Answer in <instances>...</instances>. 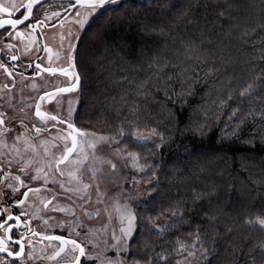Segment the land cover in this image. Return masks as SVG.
Returning <instances> with one entry per match:
<instances>
[{"label":"snow or ice","instance_id":"snow-or-ice-1","mask_svg":"<svg viewBox=\"0 0 264 264\" xmlns=\"http://www.w3.org/2000/svg\"><path fill=\"white\" fill-rule=\"evenodd\" d=\"M36 6L44 8L42 0H0V44H3L0 53L9 57V60L0 58V70L6 78L12 81L11 84L0 82V203L6 194L4 189H9L13 196L21 189H26L21 193L22 198L14 201L15 205L23 206L29 199L30 193L39 194L42 190L54 192V188L47 187L51 183L58 186L61 193L78 194L76 200H73V204L83 212L86 218H98L101 209L96 208L89 212L86 207L92 202L93 185L88 181L97 185L96 203L103 204L106 193L100 192L98 185L104 179H112V177L104 175L103 167L108 165L111 172H117L116 163L97 151L99 146L106 144L123 160L124 166L133 173L130 177L133 190L140 183L136 174H140L145 179V183L150 185L144 190L147 196L151 197V199H145L144 208L147 209L149 205H154L158 210L151 214H138L137 208L131 201L137 199L140 193H136L134 196L129 192L123 202L120 201V193H118L117 198L111 204V210L108 207L103 209L108 216V221L103 228L89 227L87 232H82L81 229L84 228V225L76 215L75 208L66 209L54 206L52 210L66 212L68 215L76 217L67 222L61 221L58 225L63 232L64 225L67 224V236L63 234L43 235L33 232L29 227L27 233H20L17 237L14 229L19 228L20 217L26 213L21 211L17 215L13 214L11 206L0 207V233H2L0 234V254H3L0 255V264H29V261L35 259L46 260L52 264H89L91 261H99V264H212L211 256L215 253V235L212 236L213 247L211 249L208 247L210 242L208 237L210 232L214 233L215 231L211 223L215 220V215L211 211H203L202 216L206 217L209 223L202 226L195 216L187 214L189 211L187 201L177 198L175 202L167 205L156 204L159 196V180L157 179L153 183L152 178L157 176V171L162 167L164 155L162 149L172 136L171 131L166 134L158 127L162 121L150 124L142 114L139 102L136 101H133L129 106L128 114L124 115L115 128L107 134L87 132L76 127L72 118L75 108L71 100L67 108V115L61 114L62 102L58 97L63 93L82 90L81 75L77 71L79 53L77 45L73 41L79 40V32L100 9H106V6H117L113 10L119 11L120 8H128L130 5L124 0H69V7L75 9V17L72 22L78 27L75 34L72 28L60 34V45L55 51L48 44H44L43 48H40L36 30L45 27L46 21L51 20L54 16H59L60 13L49 14L45 10L43 18H38L34 16ZM152 6L157 8L158 15L169 21L173 27H177L181 20L185 24L197 23L195 18L189 15L191 5L186 0H153ZM229 7H231L230 4L226 5L225 9H218L219 16L224 17L225 20L232 19L230 15H225ZM66 22V19L62 20L60 27L63 28ZM19 25H24L23 31L18 30ZM259 26L264 28V19L261 20ZM144 30L160 35L168 31L164 24L148 25L147 23ZM250 31L254 33L255 28ZM248 34L249 30L245 29L241 38L243 39ZM15 40L27 41L24 45L26 52L33 51V46H36L35 51L43 50L47 53V66L35 63L31 77L26 76L24 72L17 71L20 57L13 52V49L17 48V45L12 43ZM65 41H67L66 48ZM244 43L254 42L244 40ZM180 44L182 50H174V55L177 57L175 62L168 58H163V62H161V57L156 54L151 55L149 67L156 69L152 75L156 76L158 80L164 81L166 84V80L173 79L171 73H164L166 68L178 69L187 61L208 64L209 57H212V61L205 75L222 71L223 76V78L216 77L213 81V87L217 89L216 96L205 100L204 104L197 105L190 111L187 127L204 135L201 129L209 126L210 119H215L219 125H222L223 139L228 140L230 138L239 139L244 127L251 124V131L244 143L252 147H255L257 141L264 144V65H250L252 71L243 69L240 75H236L234 67L230 71V66L235 65L238 61H234L231 57L221 59V65L217 67L215 52L212 49L205 48L202 43H197L194 39L187 41L182 39ZM261 44L262 47L254 49V51L259 52L260 60H264V36L261 37ZM61 60L63 63H57ZM243 64L249 65L250 62L245 60ZM256 67H259V73L255 72ZM26 68L32 69L33 63L30 61ZM42 73H47L50 76L59 74V76L66 77L67 86H55L52 90H45L43 94L27 98L32 100V103L19 106L14 104L13 90L17 86L16 77L20 78L21 83L32 80L30 87L38 92V85L34 82V77L41 76ZM176 76L181 87L180 91L174 94L182 97V103H186V98L194 94L196 84L201 77L199 73L195 75L188 73L187 67L178 71ZM44 79L47 80V77ZM122 79L127 80L129 85H133L125 95L131 93L136 96L151 97L153 101L156 100L155 94L146 87L145 81L136 83L126 76ZM153 86L157 91H160L159 85ZM16 90L17 92L22 91V89ZM164 96L166 107V101L171 97L167 91L164 92ZM22 99L24 98L22 97ZM52 101H55L56 110L42 109L43 103ZM4 103L13 113H19L20 118L17 119L16 115H8L3 110ZM32 109L34 111H28ZM167 111L171 116V110ZM117 113H120L119 108ZM13 121L16 123L13 124ZM89 137H95V139ZM185 151L188 154L184 157L183 171L193 173L195 170H202L207 154L198 150L185 149ZM89 160L92 161V164H88ZM68 166L73 167L67 172V184L74 183L76 187L66 186L63 179L64 169ZM128 180V176L116 178L121 192L125 191L123 184ZM37 181L42 183L39 186H33ZM192 191V211L201 215L199 209L205 208V205L199 203L202 200L201 195L195 189ZM213 191L215 190L213 189ZM152 193H156V196H152ZM66 198L72 199V196L68 195ZM55 199L56 195L51 198L42 197L40 202L45 208H48V205ZM161 216H165L167 222L155 223ZM113 220L116 221L114 227L112 226ZM144 221L151 225L148 231L154 232L162 240L166 233L175 232L172 247L161 246V250L157 252L156 246L145 240L142 246L145 249L144 257L146 258H141L135 253L130 259L126 255L121 256V253L129 252V241L133 239V234ZM44 223L47 224L48 221L45 220ZM244 223L264 233V212L257 214L254 218L245 219ZM25 224L27 225V222ZM185 225L189 230L181 231ZM142 231L143 228H141ZM28 233H31L32 236L42 235V239L48 241L40 257L34 256V251H26L25 240H27V247L34 250ZM109 233H111V244L108 243ZM82 235L95 239L78 240L76 238ZM185 236L188 239H184ZM101 244H103L102 248ZM96 248H101L100 252L93 251ZM47 249H51V251H47ZM109 251H114L115 257L107 256ZM248 259L250 264H264V239L249 249Z\"/></svg>","mask_w":264,"mask_h":264},{"label":"trees","instance_id":"trees-1","mask_svg":"<svg viewBox=\"0 0 264 264\" xmlns=\"http://www.w3.org/2000/svg\"><path fill=\"white\" fill-rule=\"evenodd\" d=\"M186 2L191 5L189 15L195 18L196 24H185L181 20L177 27H173L158 15V9L152 6L153 0L129 1L127 4L130 7L120 8L119 11L113 10L117 6L104 10L96 21L90 22L82 57L79 58L83 86L75 120L87 132L107 134L128 114L132 102H139L141 112L150 124L162 121L158 127L166 134L172 132L162 149V167L157 171V176L152 178L153 183L159 180L156 204L167 205L177 198L187 201V214L195 216L202 226L209 223L202 212L211 211L216 217L211 222L215 231L210 232L208 237V247L211 249L212 236L215 235L212 264H250L249 249L264 239V233L244 223L245 219L264 212V144L257 141L255 147H252L244 143L251 131V124L244 127L239 139L228 140L223 139L222 125L215 119H210L209 126L201 129L204 135L187 127L190 111L195 106L204 104L205 100L214 98L217 89L213 87V81L216 77L223 78L222 71L205 75L212 57L208 58V64L187 61L178 69L166 68L164 73H171L173 76L172 80H166L165 77L166 84L152 75L156 69L149 67V61L151 55L156 54L161 57V62L163 58L175 62L177 57L174 50H182L180 41L194 39L215 52L217 67H220L221 59L231 57L238 61L230 66V71L234 67L236 75H240L243 69L252 71L250 65H264V60L258 58L259 52L254 51L262 47L264 28L259 25L264 19V0ZM229 4L231 7L227 8L225 15H230L232 19L225 20L219 16L218 9H225ZM146 23L164 24L168 31L163 35L148 32L144 30ZM253 28L254 33L250 31ZM245 29L249 30V34L242 39ZM244 40L254 43H244ZM245 60L250 64L244 65ZM185 67L190 74L199 73L201 79L196 84L194 94L186 98V103H182V97L174 93H178L181 87L176 73ZM255 72L259 73V67H256ZM125 76L136 83L145 81L156 100L131 93L125 95L133 87L122 79ZM153 85H159L160 91ZM165 91L171 97L166 101V107ZM167 110H171V116ZM185 149L207 154L202 170H195L193 173L183 171L184 157L188 154ZM193 189L202 197L199 203L205 205V208L199 209L201 215L192 211ZM152 196H156V193H152ZM157 210L154 205H149L147 209L142 205L137 209L141 215ZM159 220L162 221L157 223ZM166 222L165 216L155 221L157 224ZM150 226L144 221L138 227L133 241L129 243V252L126 253L129 259L134 253L146 258L142 246L145 240L154 244L157 252L161 250V246L172 247L175 232L166 233L162 240L154 232L144 231V227ZM188 230L187 225L181 229L184 232ZM183 238L188 239L186 236Z\"/></svg>","mask_w":264,"mask_h":264},{"label":"flooded vegetation","instance_id":"flooded-vegetation-1","mask_svg":"<svg viewBox=\"0 0 264 264\" xmlns=\"http://www.w3.org/2000/svg\"><path fill=\"white\" fill-rule=\"evenodd\" d=\"M132 1H144V0H124L125 3ZM42 3L44 4V8H40L39 6H36L34 8V16L38 18H43V13L46 10L49 14L52 12H59V16H54L51 18V20L46 21V25L43 28H37L36 35L38 36V44L40 48H43L44 44H48L49 47L53 49V51L57 50L60 45V34L62 32H66L67 29L72 28L73 32L75 34V30L78 27L75 25L72 21L75 17V9L69 7V0H42ZM116 6H106V9H111ZM106 9H100L95 16H93L87 25H85V28L79 32V40H74L73 42L77 45V51L79 55L77 56V71L81 75V84L83 86L82 82V71L79 66V58L82 57V51L84 44L87 39V30L88 26L90 24V21H96V18L98 15H100L104 10ZM67 20V22L64 24V27H60V22L62 20ZM27 23V22H26ZM18 30L23 31L24 25H19ZM12 43H15L17 45L16 49H13V52L17 54L20 57L19 67L17 71L24 72L26 76H32L33 69L35 68V63H40L42 66H47L48 64V54L45 53L43 50H40L39 52L35 51V47L33 46V51L26 52L24 45L27 43L25 40L24 42H21L20 40L12 41ZM3 47V44H0V48ZM67 47V41H65V48ZM37 57H40V59H37ZM0 58H3L5 60H9V57L5 56L4 53H0ZM55 59V58H54ZM33 63L32 69H27L26 66L29 62ZM57 63H63V60L57 61ZM47 77V80L44 78ZM17 80V86L16 89H22L21 92H17L16 89L13 90V95L15 99L13 100L14 104L22 105L27 103H32V100L27 99L32 96H37L38 94H43L45 90H52L55 86H67V78L59 76H50L47 73H42L41 76L34 77V82L38 85V92L36 90H33L30 87V84L33 82L32 80L24 81L23 83L20 82V78L16 77ZM0 82H8L11 84V80L6 78L3 75L2 70H0ZM27 85V86H25ZM22 97L24 99H22ZM79 97L80 99V91L77 92H68L61 94L58 98L61 99V110L63 115H67V108L69 106V101L71 100L73 102V107L75 108V111L73 112L72 118L73 121L76 124V127L85 130L81 126H79L75 120V115L79 107ZM42 109L47 110H56L55 101H52L50 103H43ZM8 115H16L17 119L20 118L19 113H13L10 108H8V105L4 103V108ZM28 111H34L28 110ZM33 119H35L33 117ZM16 121H13V124H15ZM39 159V157H37ZM63 167V166H62ZM73 166L66 167L65 170V176L63 177L64 181L68 180L67 172L70 170V168ZM89 183H92V190H91V198L92 202L87 205L88 207H91L94 202L97 205L96 208L101 209L103 204H97L96 198L97 194L94 195V193L97 192V185L94 182L88 181ZM42 182L37 181L34 182L33 186H39ZM102 185V183L100 182ZM48 188H54V192H46L41 191L39 194H29V199L26 201V203L23 206H17L15 205L14 201L19 200L22 198L21 193L25 191L26 189H21L20 192L16 193L14 196L11 193L9 189H4V192L6 193L2 198V203H0V207L3 206H11V211L13 214H20L21 211H24L26 215H22L20 217L21 224L19 228L14 229V232L16 233V236L18 237L20 233H27L28 228L30 227L33 232L41 233L43 235H49V234H63L67 236V224L64 225V231L61 232V228L58 226L61 221L67 222L68 220H74L76 217H73L71 215H68L66 212L61 211H54L52 210L55 206L56 208L64 207V208H70L68 207L70 205V201L73 203V200H76L71 194L69 193H61V190L58 188V186L52 185L51 183L47 186ZM98 187H100L98 185ZM103 192V189L101 188V191ZM53 195H56V199L52 200V203L48 205V208H45L44 205L40 202L42 197H48L51 198ZM68 195L72 196V199H67L66 197ZM95 196V197H94ZM9 197H12L11 199ZM78 203V201H77ZM74 205V204H73ZM76 210V215L80 218L82 221L84 228L81 229L82 232H87V229L89 227L91 228H103L104 224V212L101 209V214L98 218L88 219L84 216L83 212L76 207L73 206ZM95 210V209H94ZM94 210H89V212H92ZM47 220L48 223L45 224L44 221ZM27 222V225L25 224ZM2 234V233H0ZM28 236L31 237L32 244L34 245V250L29 249L27 247V240H25L26 245V251H34V256L40 257L42 255V250L45 249V246L48 244V241L42 239V235L32 236L31 233H28ZM78 240H88V239H95L94 237L82 235L80 237H76ZM103 247V244H101V248ZM101 248L93 249L95 252H100ZM47 251H51V249H47ZM3 255V254H0ZM10 259V258H9ZM83 259V258H82ZM102 259V258H101ZM29 264H52V262L41 260V259H35L34 261H29ZM89 264H99V261H91Z\"/></svg>","mask_w":264,"mask_h":264},{"label":"rangeland","instance_id":"rangeland-1","mask_svg":"<svg viewBox=\"0 0 264 264\" xmlns=\"http://www.w3.org/2000/svg\"><path fill=\"white\" fill-rule=\"evenodd\" d=\"M89 138L90 139H95V137H89ZM97 151H98V153L102 154L103 156L107 157L108 159L113 160L116 163V165H117V172L116 173L111 172V170L108 167V165H104V167H103L104 175L106 177H112V179H104V180H102L101 181L102 185L99 183L100 187H98V190L101 191V188H102L103 192L106 193V195L104 197V203H103V206H102L101 209L103 210L105 207H108L109 210H111V204H112L113 200L115 198H117V194L120 193L119 199H120L121 202H123L124 197L129 192H131V194L134 195V196L136 195V193H140V195H139V197L137 199L131 201V203L134 205V207L139 209L142 205H144L145 199H149L150 198L149 196H147V194L144 191L145 188L146 187H150V185L145 183V179L143 177H141L140 174H136L138 176V179H140V183L136 186L135 190H133L132 183H131V180H130V177H131V175L133 173H131L130 169H128V168H126L124 166L123 160L120 159V157L115 152L111 151V149H109L106 144H103V145L99 146ZM88 164H92V161L89 160ZM120 176H128L129 177L128 182L123 184V188L125 190L124 192H121V188L116 183V178H118ZM67 181H65L66 186L76 187V185L74 183L71 184V185H68ZM95 194H97V192L94 193V195ZM71 195L74 198H77L78 194L72 193ZM73 206H74L73 203L70 201V205L68 207L74 208ZM96 207H97V205L94 202V204L91 207H88V209L91 211V210L96 209ZM107 221H108V216H107V213L104 212V224H103V226L107 223ZM161 221L162 220H159L157 223H160ZM115 225H116V221L113 220L112 226L114 227ZM144 231H148V227H144ZM134 237H135V233L133 234V239H134ZM133 239L130 240L129 243L131 241H133ZM108 243L109 244L112 243V241H111V233H109ZM140 247H142L141 244H140ZM106 255L109 256V257H115L116 254L114 255V252L109 251V252H107ZM125 255H126V253H121V256H125Z\"/></svg>","mask_w":264,"mask_h":264}]
</instances>
